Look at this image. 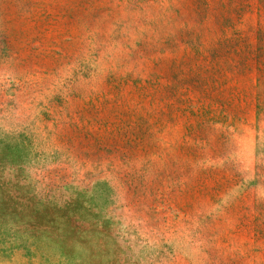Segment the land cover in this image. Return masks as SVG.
Instances as JSON below:
<instances>
[{
  "label": "rangeland",
  "instance_id": "obj_1",
  "mask_svg": "<svg viewBox=\"0 0 264 264\" xmlns=\"http://www.w3.org/2000/svg\"><path fill=\"white\" fill-rule=\"evenodd\" d=\"M0 264H264V0H0Z\"/></svg>",
  "mask_w": 264,
  "mask_h": 264
}]
</instances>
